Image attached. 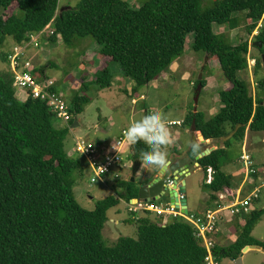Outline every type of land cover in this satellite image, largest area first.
Wrapping results in <instances>:
<instances>
[{"label":"trees","instance_id":"1","mask_svg":"<svg viewBox=\"0 0 264 264\" xmlns=\"http://www.w3.org/2000/svg\"><path fill=\"white\" fill-rule=\"evenodd\" d=\"M198 2L146 0L133 9L125 0H81L75 7L60 9L59 0H0V48L7 38L18 46L30 42V36L53 20L49 42L60 38L63 45L75 47L91 38L98 56L110 59L92 83L110 88L111 67L117 65L123 77L134 82L135 95L169 71L192 35L193 51L216 62L230 88L217 92L221 107L213 118L206 120L192 106L184 126L190 128L195 121L202 138L213 141L238 127L231 140L198 162L204 175L201 187L209 195L207 205L214 206L218 194L232 188V178L222 168L233 142H243L246 133L264 132V98L253 96L238 77L249 69V41L234 45L213 28L234 31L244 23L248 36L257 31L252 38L261 57L254 58L255 77L264 64V0H216L205 11ZM13 4L15 13L4 16ZM43 71L34 70L32 75L44 76ZM199 85L203 89L205 80L193 85L195 91ZM52 91L58 92L55 87ZM81 92L69 106L73 117L91 102L88 89ZM56 121L44 102L31 97L19 101L12 76L0 75V264H204L206 250L181 217L163 224L149 212L129 213L125 224L135 227L137 238H120L105 246L102 232L108 212L137 199L142 183L116 179L115 196L97 201L92 212L81 208L74 195V174H83V160L68 156L64 143L69 129H56ZM144 150L151 146L143 141L131 144L129 160L146 163L140 159ZM210 170L212 181L207 184ZM262 215L263 210L256 209L242 215L235 242L225 248L214 245L216 260H237L246 247L264 250V242L252 237Z\"/></svg>","mask_w":264,"mask_h":264},{"label":"rangeland","instance_id":"2","mask_svg":"<svg viewBox=\"0 0 264 264\" xmlns=\"http://www.w3.org/2000/svg\"><path fill=\"white\" fill-rule=\"evenodd\" d=\"M80 1L81 0H68L66 5L69 7H75ZM125 1L128 2L133 9H138L146 0ZM214 1L216 0H199V9L205 11L213 5ZM15 9L16 4H13L2 14L4 16H9L15 13ZM18 16L21 17L20 14ZM246 24H249V22ZM260 25L261 24H259L258 27H260ZM213 31L215 34H225L234 45H237L242 41H249L250 58L254 59L260 56L252 38V36L257 34V31H255L252 36H248L245 31L244 23H241V26L234 31H229L227 28L216 26H214ZM12 44V40L7 38L4 45L0 48V75L8 71V66L3 63L2 59ZM36 44L37 47L35 44L32 45L34 47L31 48L27 57L32 65L31 73H33L34 70H39L41 68L44 69L46 71L44 74L45 77L57 82L59 90L56 87L55 88L58 90V93H61L64 96V100L68 106L71 105L75 96L83 94L81 91H83L84 88L88 89L87 96L90 98L91 102L85 107L83 113L79 116L73 117V120L76 118L81 125L79 128L74 129L75 136L79 139H85L91 142H95V140L103 142L112 141L111 136L114 135V133H118L119 127L141 119L145 114L150 112L161 111L164 116V122L180 118L184 111L185 103H188L191 107L195 105L196 91L194 87L191 86L190 82H193L194 85L200 80V78L201 80H205L206 85L209 83L212 87L205 92L203 91L206 87L205 85L199 94L198 102L195 105L196 108H193L198 112H206L208 114L207 117L211 119L219 112L221 107L218 101L217 92L222 90L224 84H228L216 62H209L205 54L195 53L193 51L192 35L188 36L186 39L183 55L174 62L167 73H164L167 75H161L162 77L169 79L166 80L169 83L166 84L163 83V80H159L154 83L155 86H146L139 90L135 96H133L134 93L132 92V87H128L127 85L129 80L123 77L117 65L111 67L114 78L112 80L113 84L110 88L100 89L95 83H92L96 79V73L94 71L93 74L88 76L81 59L86 53L98 50V46L93 39L85 38L80 40L75 47H67L63 45V43L56 47L53 43L49 42V36H45L42 39L40 38L39 42ZM173 66L174 68H172ZM261 67L262 69L259 70L254 77V67H249L248 64L250 70L248 69L247 72L239 74L238 77L249 85L250 92L253 96L257 93L260 97L264 98V64H262ZM34 75L36 80L43 82L44 78L42 75ZM259 82L261 85H259ZM20 94L24 97V93L20 92ZM142 95L144 96V100H141L140 98ZM21 96H18L19 101L23 100ZM132 100H136L135 105L132 104ZM212 109H214L215 112L210 114ZM110 121H112L113 125H110ZM62 126L63 124L61 123L60 125H55V128L62 129ZM109 127H113L112 131L109 132L110 136H103L97 131V128L105 129ZM166 129H168V127H166ZM263 140L264 132L249 134V151L255 159L254 169L256 170V173L253 176L250 175L248 181L252 184L250 191L254 188H259L257 199L254 200L253 209L263 210V215L254 228L252 237L258 241L264 242V169L263 171L260 170V164L264 166ZM72 142L73 135L69 132L65 141L66 150L67 145H70ZM241 144L242 142H233L232 147L228 150V160L224 162L222 168V171L226 175L229 174L231 168H234L235 170L242 168L241 164L239 166L237 163ZM129 145L130 149L131 143H129ZM122 159L124 162L127 161L134 164V162L130 161L126 155L125 157L122 156ZM91 171L86 169L82 175L74 174V195L76 201L81 208L90 212L94 211L95 203L97 201L111 196L113 191L116 190V179L110 178L106 184H102L98 180L92 182L93 172ZM126 171V174H131V170ZM202 175L203 173L195 175L193 178H188V180L192 179L194 191L193 194L187 192L188 194L186 197L188 203L192 196L200 198L203 192L208 194L202 189L201 185L196 186L193 183L197 178V181L200 183ZM121 176L120 180L124 177L123 173ZM232 183H234L233 179ZM162 201L163 203L167 202V197ZM203 204L202 201H199L198 208ZM189 211L192 213L191 208ZM128 213L125 203L120 204L115 214L108 213V221L102 232L105 246H113L120 238H137L134 226L125 223L121 225L114 223L117 220L126 222L129 218ZM139 214H142V212H139ZM230 243H232L231 240L229 243L224 244V246H228ZM237 260H241L242 264H264V254L260 251L248 250L243 252ZM235 261H232V259L229 258H220L217 260V263L235 264Z\"/></svg>","mask_w":264,"mask_h":264},{"label":"built area","instance_id":"3","mask_svg":"<svg viewBox=\"0 0 264 264\" xmlns=\"http://www.w3.org/2000/svg\"><path fill=\"white\" fill-rule=\"evenodd\" d=\"M59 0V7H60ZM58 10L56 11V15ZM53 20L38 34L30 36V42L25 43L22 46H14L11 52L7 56V62L10 72L13 78V88L16 92H22L25 97H31L37 99L46 104L49 110L55 115L58 121L65 124H70L73 120V116L70 114L69 106L64 100V96L61 93L53 92L52 89L55 86V82L50 79H45L43 82L36 80L32 73V65L26 59V52L29 47L37 42L38 39L45 36H52L53 30L51 28ZM37 46V45H35ZM249 67L255 66V60L247 57ZM250 70V68H249ZM178 125L177 123H167L166 127H172ZM126 130H123L121 137L118 138L113 144L103 147L94 142L77 139L75 142L74 152L80 155L88 164L93 172L92 182L96 180L101 181L117 171L114 176L115 179L120 178L122 170H132L133 164L130 162H124L122 156H127L130 151L129 141L126 139ZM129 159V158H128ZM239 162L245 171V176L248 178L250 175H255L254 162L248 151L244 148L239 158ZM212 181L211 170L208 173L207 184ZM259 188L255 190L245 199L235 201L229 206L224 205V201L227 200V196L218 194V202L216 208L206 211L200 216L196 215H183L181 211H176L174 206L158 205L155 202L150 203H134L128 204L129 213L149 212L159 217H181L183 218L195 232L196 238L201 241L206 250L204 257V264H218L213 254L214 240L213 238L220 230V224L226 220V212L231 217H238L244 214H248L253 210L252 203L257 199ZM183 196H179V200L183 199Z\"/></svg>","mask_w":264,"mask_h":264},{"label":"crops","instance_id":"4","mask_svg":"<svg viewBox=\"0 0 264 264\" xmlns=\"http://www.w3.org/2000/svg\"><path fill=\"white\" fill-rule=\"evenodd\" d=\"M67 1L68 0H61L60 9L63 8V7L72 8V7H69L68 5H66ZM37 42H39V39L37 40ZM12 43H13V41H12ZM36 43H35V45H37ZM61 44H62V41H61L60 38H58L57 41L53 45H55L57 47V46H59ZM14 46H16V45L13 43L12 46L9 47V50L6 51L5 56H8V54L11 52V50L13 49ZM32 47H34V46L29 47L27 49V52H26V59L29 62H30V60L27 57H28V54H29V52H30ZM97 51L88 52L81 59V62L83 63L84 68L86 69V72H87L88 76L93 74L94 71H95V73H98L99 71L103 70L105 68L106 64L110 60L109 58H100L98 56ZM2 61H3V63L6 66H8V71L4 72L2 74V76H4V77L12 76V74L10 72V69H9L8 62L4 61L3 59H2ZM172 68H174V66ZM43 72L45 74L46 71L44 70ZM164 75H167V74H164ZM162 76L159 77L157 80L153 81L152 83H150L148 86H150V85L151 86H155L154 83H156L159 80H163L164 81L163 83H166V84L169 83L168 81H166V80H169V79H166V78H164ZM43 78H46L45 75L43 76ZM54 82H55V86L54 87H56L59 90V88L57 87V82L56 81H54ZM112 84H113V81L111 82V85ZM190 84L193 87V82H190ZM127 85H128V87H132V88L135 86L134 82H132V81H129ZM211 87L212 86L208 83L206 85V87L203 89V91L207 92ZM229 88H230L229 84H224L222 86V90H228ZM17 95L21 96L20 92H17ZM135 95L133 94V96H135ZM128 96H130V95H128ZM140 98H141V100H144V96L143 95ZM22 99L23 100H21V101H25L26 100L25 94H24V97H22ZM132 104L135 105L136 104V100H132ZM193 107L196 108L195 105ZM190 108H191V106H189L188 103H185L184 111L182 112V115H181L180 118L171 119V120L165 121V125L167 123H177L178 124V125H174L172 127H168V129H167L168 141L169 142L162 149L163 151L167 152V162L175 161L176 159L182 158L189 151V149L191 148L192 134L193 133L191 131V127L187 128L186 126H184V121H185L188 113L190 112ZM196 112H198V111L196 110ZM213 112H215L214 109L211 110L210 114H213ZM203 114H204L206 120L210 119V118L207 117L208 114L206 112H203ZM74 121H76L77 124H78V127H76V128H79L81 126L80 123H78L76 118L73 120V123H74ZM61 123L63 124L62 129L68 128L70 134L73 135V142L70 145L69 144L67 145V150L65 149V151L67 152L68 156H70V157H80L81 158L80 155H78V154H76L74 152L75 142L78 139L77 136H75V134H74V129H76V128H73V124L72 125L71 124L67 125V124H65V123H63L61 121H58V120L56 121L55 125H60ZM130 124L123 125V126L119 127L118 133L117 134L114 133V135L111 136L112 141H110V142L104 141L103 142V141H100V140H95L94 143H96V144H98L100 146H103V147L109 146L110 144H112L113 142L118 140V138L121 137L122 131L125 130L126 128H128L130 126ZM110 125H113L112 121H110ZM112 128L111 127L105 128V129L97 128V131H98V133L102 134L103 136H110L109 132L112 131ZM195 136H196L197 141L200 144H204L205 145L206 150H211L212 149L213 151H215L217 148L222 147V143L223 142L221 140L220 141L205 140V139L202 138V136H201V134L199 132H196ZM248 141H249V133H246L245 139H244V141L241 144V149H240V152H239V156L237 158V163H238L239 166H240L239 158H240V156L242 154V150L244 148L248 151L249 155L252 157L253 162L255 161L254 157L252 156L251 152L249 151ZM64 146H65V143H64ZM177 154H180V157H178ZM127 157L129 158V152L127 154ZM82 160H83L84 170L89 169L91 171V169L88 166L87 162L83 158H82ZM160 168H162V166H158V165H154V164H148V163L141 164L140 170H139V172L137 173V175L135 177V181H138V182L142 183L141 187L145 186L148 183V180L150 178H153V177H155L158 174ZM263 169H264V166L262 164H260V170L263 171ZM126 172H127L126 170H122V172L120 173V178L119 179H121V177H122L121 175L123 173L124 177L122 178V180L123 179L127 180V181L130 180L131 179V174H126ZM188 172L190 173L188 178H190V177L193 178L195 175H200L202 173L200 168H199V166H196V164L193 165V166H190ZM116 173H118V172L114 171L112 174H110L109 176L105 177L102 180V182L101 181L100 182L102 184H106V182H108V180L110 178H114L115 179L114 176L116 175ZM227 175H229L233 179V182H234V183H232L233 185L235 183H237V184H235L234 187L232 185V188H231V190H229V192L220 194V195L227 196V200L224 201V203H225L224 205L229 206L231 203H233L235 201L243 200L246 197H248L255 190V188H254L252 191H250L252 184H250V182L248 181V178L245 176V172H244V170H242V168L237 169V170H235L234 168H231L229 170V174H227ZM188 178H184L182 180V183H181V185H184V184L186 185V195L188 194L187 192H189L190 194L194 193L193 186H192V179L188 180ZM197 179L193 182L194 185H196V186H200L201 185L202 186V182L204 180V175H202L200 183H199V181H197ZM112 195L115 196V191H113ZM186 195H185L184 198L186 200H188ZM208 197H209V195L204 193V192L202 193V196L200 198L199 197H194V196L190 197V200H189L190 204L188 203V209L190 210V208H191L192 209V213H190V211L188 210L189 213L193 214V215H196V216H200V215L204 214L208 210L215 209L214 206L215 207L217 206L216 203H215L214 206L207 205L206 202L208 200ZM164 198H166V197H164ZM164 198L159 200V201H157V202H155V203H157L158 205H162L163 207L170 206L169 201L163 203L162 200H164ZM199 201H202L204 203L203 205L200 206V208H198V202ZM158 202H160V203H158ZM123 203H125V202H121L120 204H123ZM120 204L117 207L111 209L109 212L115 214V212L117 211V209L120 206ZM131 204H134V203H131ZM126 208H127V211H128V204H126ZM152 216H153L152 217L153 219L156 218V216L154 214H152ZM107 218H108V214H107ZM160 218L162 219L163 224H165V223H167L170 220L171 217L164 216V217H160ZM114 223L121 225V224H123L125 222H121V221L117 220ZM241 223H242L241 216L240 217H231L226 212V220L222 221V223L220 224L219 232L213 238L214 245H216L218 247L225 248V247L230 246L232 243H234L235 240H236L235 239L236 238V230H237L238 226ZM230 240L232 241V243H230L228 246H224V244L229 243ZM255 251H257V250H255ZM260 252L262 254H264L263 251H260Z\"/></svg>","mask_w":264,"mask_h":264},{"label":"water","instance_id":"5","mask_svg":"<svg viewBox=\"0 0 264 264\" xmlns=\"http://www.w3.org/2000/svg\"><path fill=\"white\" fill-rule=\"evenodd\" d=\"M257 46L259 48L262 47L260 43H257ZM262 59L264 60V56H262ZM201 90L202 88L199 85L196 90L195 105L198 102ZM194 113H196V109H194ZM76 127H78V124L76 121H74L73 128ZM237 130L238 127L227 137L222 138L221 141L224 143L231 140ZM191 131L193 134L191 148L189 149V151L182 158L176 159L175 161H169L165 166H162L155 177L150 178L145 186L139 188L137 199L132 200L131 203L157 202L164 197H167L170 206H174L176 211H181V214L183 215H187L189 213L187 200L185 198L179 200V196L185 197L186 195V185H181L182 180L189 177L190 173L188 172V170L190 166H193L195 164L196 166H199L198 162L202 158L210 155L213 152L212 149L206 150L205 145L200 144L197 141L195 133L198 131H196L195 121H193L191 125ZM140 167V163L134 162L131 170L130 182H135V177L139 172ZM248 250H257L264 252V250L260 249L259 247L251 246L246 247L242 251V253ZM235 264H242L241 260H236Z\"/></svg>","mask_w":264,"mask_h":264},{"label":"clouds","instance_id":"6","mask_svg":"<svg viewBox=\"0 0 264 264\" xmlns=\"http://www.w3.org/2000/svg\"><path fill=\"white\" fill-rule=\"evenodd\" d=\"M126 139L133 145L143 141L151 146V150L142 152L140 159L143 162L158 166L166 165L167 152L162 149L169 141L161 111L150 112L133 121L126 130Z\"/></svg>","mask_w":264,"mask_h":264}]
</instances>
